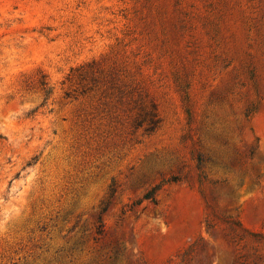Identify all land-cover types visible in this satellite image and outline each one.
Wrapping results in <instances>:
<instances>
[{
	"label": "rangeland",
	"instance_id": "374dc122",
	"mask_svg": "<svg viewBox=\"0 0 264 264\" xmlns=\"http://www.w3.org/2000/svg\"><path fill=\"white\" fill-rule=\"evenodd\" d=\"M0 264H264V0H0Z\"/></svg>",
	"mask_w": 264,
	"mask_h": 264
},
{
	"label": "trees",
	"instance_id": "16d2710c",
	"mask_svg": "<svg viewBox=\"0 0 264 264\" xmlns=\"http://www.w3.org/2000/svg\"><path fill=\"white\" fill-rule=\"evenodd\" d=\"M198 161H199V164L202 162V159H201V157L198 159ZM238 225H239V223H238ZM252 234H254V235H256V236H257V234H256V233H252Z\"/></svg>",
	"mask_w": 264,
	"mask_h": 264
}]
</instances>
